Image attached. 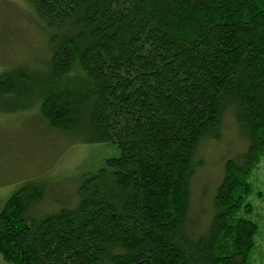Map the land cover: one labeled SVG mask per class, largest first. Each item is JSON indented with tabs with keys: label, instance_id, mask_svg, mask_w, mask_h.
Segmentation results:
<instances>
[{
	"label": "trees",
	"instance_id": "obj_1",
	"mask_svg": "<svg viewBox=\"0 0 264 264\" xmlns=\"http://www.w3.org/2000/svg\"><path fill=\"white\" fill-rule=\"evenodd\" d=\"M26 2L49 31L33 80L40 116L119 156L84 179L72 208L30 217L43 198L32 184L6 199L3 261L253 264L264 228L248 202L264 196L251 183L259 165L264 178V0ZM30 85L28 66L9 70L0 95ZM227 111L245 152L225 162L207 225L193 222L195 156L220 140Z\"/></svg>",
	"mask_w": 264,
	"mask_h": 264
},
{
	"label": "rangeland",
	"instance_id": "obj_2",
	"mask_svg": "<svg viewBox=\"0 0 264 264\" xmlns=\"http://www.w3.org/2000/svg\"><path fill=\"white\" fill-rule=\"evenodd\" d=\"M48 34L26 0H0V76L24 66L31 69L32 76L27 90L0 95V209L14 192L32 184L43 192L42 201L30 210L29 216L34 219L56 213L62 207L72 208L78 203L77 191L84 179L96 173L106 159L119 156L115 147L84 144L80 135L50 128L40 116L33 80L49 56ZM231 111L225 113L220 140L201 142L195 156L189 184L193 222H208L225 162L245 152L246 142ZM261 167L252 172L251 183L255 192L264 195ZM248 202L255 208L254 218L263 226L264 196L258 199L252 195ZM263 256L262 227L252 263L264 264ZM0 264L9 263L0 257Z\"/></svg>",
	"mask_w": 264,
	"mask_h": 264
}]
</instances>
